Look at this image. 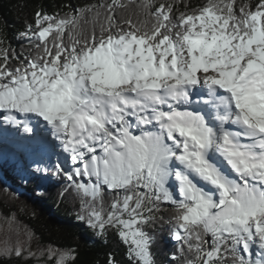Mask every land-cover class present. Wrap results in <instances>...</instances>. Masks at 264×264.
<instances>
[{
    "label": "snow or ice",
    "instance_id": "6c2138e0",
    "mask_svg": "<svg viewBox=\"0 0 264 264\" xmlns=\"http://www.w3.org/2000/svg\"><path fill=\"white\" fill-rule=\"evenodd\" d=\"M126 6L37 12L19 34L35 39V55L0 48L3 119L51 127L72 162L54 168L79 196L78 219L98 235L112 229L131 264H155L144 228L165 214L185 264H264V0L238 10L204 0L178 16L174 3L144 0L150 25L118 22ZM88 12L103 14L98 35L79 31Z\"/></svg>",
    "mask_w": 264,
    "mask_h": 264
},
{
    "label": "trees",
    "instance_id": "16d2710c",
    "mask_svg": "<svg viewBox=\"0 0 264 264\" xmlns=\"http://www.w3.org/2000/svg\"><path fill=\"white\" fill-rule=\"evenodd\" d=\"M109 2L0 0V48L24 55L31 51L35 55V39L32 42L22 40L19 34L29 25L35 26L37 12L57 17H79L83 10ZM121 2L127 6L117 8L115 15L118 22L129 18L137 23L146 21L149 25L154 22L151 15L141 8L144 0ZM160 3L177 5L174 15L178 16L180 12H190L200 6L204 0H153V7ZM244 3L254 5L256 0H237V10ZM102 22L103 14L97 18L94 12L85 13L79 22V31L91 33L95 30L98 35ZM10 63L15 66L18 61L10 57ZM0 150L3 154L1 144ZM20 154L21 161L18 162L10 157L0 159V264H55V259H49V249L57 253L70 252L74 259L68 264H108L109 258H114L115 264H131L127 245L112 229L98 235L85 221L78 219L79 196L74 190L69 191L70 182L63 175L57 174L56 170L48 171L44 165L37 166L33 164L34 158ZM28 173L32 176L27 177ZM87 179L84 177L82 181ZM167 219L165 214V222L157 221L144 228L151 237V254L155 264H185L186 258H192L191 254L185 248L186 255L180 256L181 245L172 239ZM17 247L22 250L20 256L15 255ZM173 256L179 259L173 261Z\"/></svg>",
    "mask_w": 264,
    "mask_h": 264
},
{
    "label": "rangeland",
    "instance_id": "374dc122",
    "mask_svg": "<svg viewBox=\"0 0 264 264\" xmlns=\"http://www.w3.org/2000/svg\"><path fill=\"white\" fill-rule=\"evenodd\" d=\"M4 115H5V113L2 111V110H0V122L1 121H3L4 122V119H3V117H4ZM41 124V123H40ZM137 134H138V132H137ZM9 140H6L5 139V141L3 142V140H2V150L4 149L5 150V152L7 153V150H8V156L7 155H5V156H3V154H2V152H1V150H0V159H4V158H6V157H10V158H12L13 157V155H11V153H10V151H11V148H13L12 146H11V144H9V142H8ZM0 142H1V140H0ZM15 152H20V150L19 149H16V151ZM41 153H44V151L43 150H41ZM46 153V152H45ZM16 154V153H15ZM51 154V153H50ZM45 155V154H44ZM43 155V156H44ZM45 159H46V157H44ZM70 160V159H69ZM42 160H39V158L38 157H36V158H34V163L33 164H37V166L38 165H42L43 163L41 162ZM65 164H63V166H64V168L66 169V170H71V168H72V162H68L67 160H66V158H65ZM56 162H59V160H58V158H57V160H54V159H52L45 167H46V169L48 170V171H51V172H54L55 171V168H54V164L56 163ZM33 166H35V165H33ZM25 167V166H24ZM23 168V167H22ZM26 169V168H25ZM22 170V169H21ZM29 172V171H28ZM27 177H31L32 176V174L31 173H28L27 175H26ZM87 181H88V179H87ZM86 181V182H87ZM82 182H85V181H82ZM19 185H23L22 183H19ZM174 240V239H173ZM252 251H253V253L255 254L256 252H258L259 251V249H258V247H257V245H253V248H252Z\"/></svg>",
    "mask_w": 264,
    "mask_h": 264
},
{
    "label": "bare ground",
    "instance_id": "6f19581e",
    "mask_svg": "<svg viewBox=\"0 0 264 264\" xmlns=\"http://www.w3.org/2000/svg\"><path fill=\"white\" fill-rule=\"evenodd\" d=\"M41 123V122H40ZM40 126H41V128L42 129H46L48 126L47 125H44V124H39ZM19 143V142H18ZM22 146L24 147V149H27V148H29L28 146H26L24 143H22ZM30 149V148H29ZM28 149V150H29ZM38 149L40 150V152H41V150H43V151H45V149H46V146L45 145H42V144H39V147H38ZM3 152H5V150H3ZM47 153V152H46Z\"/></svg>",
    "mask_w": 264,
    "mask_h": 264
}]
</instances>
